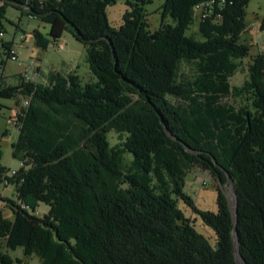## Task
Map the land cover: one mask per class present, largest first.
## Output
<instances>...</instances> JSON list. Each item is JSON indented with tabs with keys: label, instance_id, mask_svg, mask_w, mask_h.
I'll list each match as a JSON object with an SVG mask.
<instances>
[{
	"label": "trees",
	"instance_id": "trees-1",
	"mask_svg": "<svg viewBox=\"0 0 264 264\" xmlns=\"http://www.w3.org/2000/svg\"><path fill=\"white\" fill-rule=\"evenodd\" d=\"M115 1L0 0V33L9 7L50 26L49 40L33 33L41 49L71 33L87 47L96 79L83 84L53 70L46 84L20 74L7 84L0 73V99L19 102L13 157L24 163L13 178L0 166V185L9 182L18 196L6 200L12 220L0 211V243L40 264H238L237 244L243 264H264V54L253 58L243 88L230 86L231 60L250 55L239 42L248 0H228L222 19L202 20L199 40L188 35L195 8L213 0H165L153 34V0L128 1L119 29L107 15ZM13 46L0 38L7 61ZM189 65L195 75L182 79ZM233 94L248 97L243 108L221 102ZM111 132L119 136L113 146ZM196 169L232 182L236 224L222 189L217 212L195 207L184 189ZM30 201L50 213L31 214ZM181 202L214 232V244ZM0 264L15 262L0 254Z\"/></svg>",
	"mask_w": 264,
	"mask_h": 264
},
{
	"label": "rangeland",
	"instance_id": "rangeland-1",
	"mask_svg": "<svg viewBox=\"0 0 264 264\" xmlns=\"http://www.w3.org/2000/svg\"><path fill=\"white\" fill-rule=\"evenodd\" d=\"M128 1L134 2L135 0H116L115 3L107 5L108 22L112 27L116 29L123 27L124 17L129 11ZM164 2L165 0H153V3L146 7L148 29L152 34L161 25L163 18L160 7H162ZM201 21L200 15L196 12L195 23H193L188 32V35L195 36L197 40L201 39L198 36V25ZM167 22L171 23L172 21L167 19L165 23ZM2 23L5 32L4 37L0 38L4 42H14L19 57V63H16L10 60L7 61L4 55H0V62L6 60L3 70H1L0 66V73L11 76L9 78L11 83L15 82L14 76L23 73L26 66L33 62L39 63V61L45 70L42 73L43 76L56 70L64 76L69 73L76 74L83 84L92 83L96 80L88 67L87 47L79 43L71 33L63 34L57 41L52 40L48 49H41L36 45L33 33L40 32L42 36L49 40V25L42 23L40 20L32 19L26 13L13 7L7 8L6 17ZM245 23L246 25L239 34V42L250 47V55L244 60H231L230 63L236 65L233 77L230 79L232 88H243L247 84L253 58L264 54V0H248V8L245 11ZM22 36L23 39H21ZM63 44L66 46L61 49ZM21 63L24 66H21ZM194 69L192 65L183 67L181 69L182 79H193L195 75ZM247 98V96L242 98L233 94L224 98L221 102L236 109H241L246 104L245 100ZM169 100L176 105H185L184 102L177 99L169 98ZM18 103L15 98L0 99V166L9 172H18L22 168L21 160L13 157L14 145L19 135L15 126ZM108 138L112 146L119 141V136L114 132H111ZM2 185H0V193L4 190ZM10 187V190L5 192L3 199L17 203V193L12 186ZM219 189H222V193L229 200L230 206L233 207L235 205V197L232 182L223 186V184L213 179L207 171L196 169L190 173L187 177L184 191L192 198L197 209L215 213L217 212V190ZM6 203L7 206L3 207V215L5 218L12 220L11 204L8 201ZM28 204L32 207L29 212L33 215L43 218L50 213V207L41 202L30 201ZM178 205L195 229L214 244V232L204 225L200 220L201 218L191 208L182 202ZM0 254L8 255L15 264H40L38 256L26 257L22 248L12 251L6 247L5 242L0 243Z\"/></svg>",
	"mask_w": 264,
	"mask_h": 264
},
{
	"label": "built area",
	"instance_id": "built-area-1",
	"mask_svg": "<svg viewBox=\"0 0 264 264\" xmlns=\"http://www.w3.org/2000/svg\"><path fill=\"white\" fill-rule=\"evenodd\" d=\"M227 2L228 0H219L216 3L213 0L208 3L201 4L200 6H197V8H195V11L198 12L201 20H206L207 18L210 17V15L215 16L216 19H222V11L223 9H225ZM0 37L1 38L4 37V34L0 33ZM21 39H23V36L21 37ZM65 46L66 45L63 44L61 46V49H64ZM9 60L19 63V57L15 49V43H14L13 48H11ZM21 66H24V65L21 63ZM43 71L45 70L42 68L40 61L39 63H36V62L30 63L28 66H26L23 73L20 74L22 76L20 80L22 82L30 83V84H39V83L46 84L47 75L43 76L42 75ZM28 103H29L28 98L22 100L23 107H26ZM22 167H24V163H22ZM17 175H18V172L11 171V172H8L7 176L13 178V177H16ZM8 183L9 182H5L2 185L4 190H3V193H0V211L3 210V207L7 206V203L3 198H4L5 192L7 190H10L11 188ZM21 207L23 209H26L27 211L29 210L28 207H26V205H21Z\"/></svg>",
	"mask_w": 264,
	"mask_h": 264
},
{
	"label": "water",
	"instance_id": "water-1",
	"mask_svg": "<svg viewBox=\"0 0 264 264\" xmlns=\"http://www.w3.org/2000/svg\"><path fill=\"white\" fill-rule=\"evenodd\" d=\"M233 194H234V197H235V205L233 206V207H231L230 205H229V208H230V210L232 211V213H233V215H234V223L236 224V221H237V196H236V194H235V192L233 191ZM237 232V231H236ZM237 244H236V253H237V262H238V264H243V259L241 258V256L239 255V253H238V249H237Z\"/></svg>",
	"mask_w": 264,
	"mask_h": 264
},
{
	"label": "crops",
	"instance_id": "crops-1",
	"mask_svg": "<svg viewBox=\"0 0 264 264\" xmlns=\"http://www.w3.org/2000/svg\"><path fill=\"white\" fill-rule=\"evenodd\" d=\"M4 75V74H3ZM19 75V74H18ZM17 75V76H18ZM17 76H14L15 78H14V80H15V82L14 83H16V80H17ZM11 77V76H10ZM8 75H4V78L6 79V83L7 84H14V83H11L10 82V80H9V78H10ZM3 193V192H2ZM5 195V194H4ZM10 209V208H9ZM11 210V209H10ZM12 212V211H11Z\"/></svg>",
	"mask_w": 264,
	"mask_h": 264
}]
</instances>
